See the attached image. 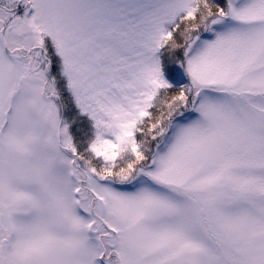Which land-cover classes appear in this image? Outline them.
Returning <instances> with one entry per match:
<instances>
[{
	"label": "snow or ice",
	"instance_id": "obj_1",
	"mask_svg": "<svg viewBox=\"0 0 264 264\" xmlns=\"http://www.w3.org/2000/svg\"><path fill=\"white\" fill-rule=\"evenodd\" d=\"M0 264H264V0H0Z\"/></svg>",
	"mask_w": 264,
	"mask_h": 264
}]
</instances>
